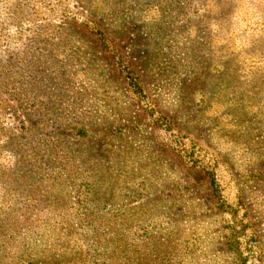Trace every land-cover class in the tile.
Segmentation results:
<instances>
[{
  "label": "rangeland",
  "instance_id": "374dc122",
  "mask_svg": "<svg viewBox=\"0 0 264 264\" xmlns=\"http://www.w3.org/2000/svg\"><path fill=\"white\" fill-rule=\"evenodd\" d=\"M0 264H264V0H0Z\"/></svg>",
  "mask_w": 264,
  "mask_h": 264
}]
</instances>
